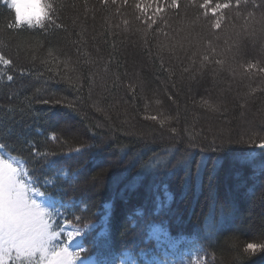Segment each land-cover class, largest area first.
Masks as SVG:
<instances>
[{
    "label": "trees",
    "instance_id": "16d2710c",
    "mask_svg": "<svg viewBox=\"0 0 264 264\" xmlns=\"http://www.w3.org/2000/svg\"><path fill=\"white\" fill-rule=\"evenodd\" d=\"M260 1L175 0L174 6L167 0H48L55 11L44 27L16 28L10 25L20 13L0 0V154L19 161L29 185L51 198L55 225L85 229L72 247L74 263L117 264L126 253L138 256L141 249L155 248L148 231L157 223L171 237L191 241L193 257L175 264H264V252H245L249 242L264 243V148L258 147L264 143V60L244 53L249 60L237 68L242 78L230 80L235 92L245 91L246 127L238 124L244 109L233 100L222 113L231 117L227 127L211 129L201 109L215 103L207 92L212 82L216 86L218 76L228 77L225 60H200L195 69L199 62L186 58L190 68L174 67L179 57L164 42L167 32L158 45L150 34L152 53L148 47L144 55L151 67L140 71V84L128 85L127 39L112 26L120 10L139 23L154 21L160 11L164 26L179 17L189 20L192 9L193 30L211 35L254 9L262 12ZM14 2L29 13L39 10V0ZM85 7L91 19L82 18L81 30L72 16ZM101 15L109 17L100 36L108 72L96 98L100 63L91 60L87 29H95ZM157 94V106L150 107ZM120 99L128 111L115 120L110 108ZM153 116L157 119H149ZM112 150L115 160L106 162ZM127 154L132 158L123 163ZM3 264H14L10 255Z\"/></svg>",
    "mask_w": 264,
    "mask_h": 264
},
{
    "label": "rangeland",
    "instance_id": "374dc122",
    "mask_svg": "<svg viewBox=\"0 0 264 264\" xmlns=\"http://www.w3.org/2000/svg\"><path fill=\"white\" fill-rule=\"evenodd\" d=\"M167 1L168 2L172 1L174 5L175 0H167ZM260 2L264 4V0H261ZM165 6L166 4L164 3V7ZM114 8L116 7L114 6ZM85 9L86 7L83 8L80 12L76 13V15L72 16L73 17L72 22L74 23L76 22L77 28L79 27L81 30L83 29L84 26L82 18H86L88 20L91 19L90 12L86 11ZM28 11L29 9H26L25 12ZM261 11L262 12L260 11L258 12L257 9H254L252 10V12H250V16L248 18L239 19L238 23L236 21L233 23L230 22L225 23L226 25H224L222 29L214 32L211 35H208L200 29H199L200 31L193 30L195 28L193 25L194 21H190V19L196 20L197 16L195 14L193 15L191 14L192 12H194L192 9L188 11V17H190L189 20L182 21L179 17V19L173 22V24L170 21H168L164 26L162 25L163 15L160 13V11H158L159 14V16H157L158 18H153L154 21L147 20L148 22L146 21L145 23H141V22L139 23L134 21L135 22L134 23L131 17H129L128 15H124L122 10H120V12H118V16L116 15L115 17L112 18V22H113L112 26L116 30H118L120 37L122 39L125 40L127 39L126 47L123 50L124 55L126 57L125 68L128 76L127 84L128 85H130L131 83L136 85L140 84L141 83L139 76L140 71L147 70V68L151 67V60L149 54L144 55V49L148 47H151L150 52L152 53V46L151 45L149 46V44L146 43L148 41L147 39L149 38L150 34H152V37H154L155 40H157L155 41L154 45H158V42L161 41L160 38L162 37V35L167 32L165 36L166 39L164 40V42L166 44L167 42H169L167 48L172 49L176 54V56L179 57V60L178 58L177 60H172L174 62L173 63L174 67L181 66L180 69L190 68L189 60H191V58H194V60L198 62L200 60H205V61L209 60L206 61V63H211L212 61L215 60L216 61L225 60L224 67H226L228 73L227 76L229 77V79H227L228 77L226 78V77L218 76L220 78L219 81L221 82L219 84L217 82L216 86H215V82L214 81L212 82L211 85L212 88L209 89L207 92L210 93L215 103H213V105L206 103L205 105L207 106H202L201 110H203L204 112H206V114H208L205 115L206 117L203 119L205 120V123L209 128L220 129V128H225V126L227 127L231 117L224 119L222 118L223 117L222 113L225 112L228 107L229 108L232 107L233 100L235 102L239 101L237 106L239 108L244 109L243 98H245V91L241 92L242 95L240 93L235 92L236 87L231 82V81L238 82V80L242 78L241 75L242 73L237 71V68L240 69V67L245 66L246 62H244L243 65V62L241 60H249V58L244 57V53L258 55L260 59L264 60V9ZM145 14L146 13H143V15ZM154 14L157 15L154 12H150V15H154ZM101 16H102L101 18H97L94 21L96 25L95 29L92 30L87 29L88 36L90 37V39L93 40L91 41V44L93 45L94 50H92L91 53L92 56L91 60L97 59V61H94V63L95 62L100 63V65L96 66V70H95V72L99 73L100 75V78L97 81L98 84L96 86V89L99 90L98 93H96V98H99L100 94L104 90L103 85L106 83V81L104 79L103 71L106 72L107 70V68L103 69L106 63V57L100 51V47L102 45L100 36L102 33V28L109 21V17H107L105 20L104 16L103 15ZM197 21L200 22V20L198 19ZM153 24L155 25L160 24V26H157L156 29L152 30V32L150 31L149 33V28H151ZM240 55H242V57H240ZM186 58H188L189 60L188 61L185 60ZM235 60L236 61L238 60L240 63L235 64ZM186 62L189 63L185 64ZM223 62L224 61H222L221 63L223 64ZM202 64H203L202 62H199L198 65L194 68L198 69L199 66H201ZM255 64L259 65L258 63ZM215 87H217L216 91L214 90ZM237 90H239V87L237 88ZM139 92L141 95L142 94L144 95L145 89L143 86L139 88ZM157 97H159V94L152 95L150 97L152 100L150 101V103H152L150 104V107L157 106L158 104V102L156 101L158 99ZM192 104L194 109L193 113H195V111H197L198 108V106L195 105L196 99H192ZM126 106L127 103L126 102L124 103V101L121 99L120 101H115L113 103L110 109L112 110L111 114H113V117L114 115L117 116L115 117V120H118V118L121 119L122 117L121 115H123L124 117L126 116L125 113L128 111ZM65 118L66 120H64V122L68 121L67 119L68 116H66ZM60 119L62 120L63 118ZM248 121H249V117L248 114L245 113V109H244V111L239 115L238 124L240 125L241 128H244L246 127ZM96 154L98 155V153ZM114 154H116V152L115 150H112L111 155H108L106 158H104L105 161L106 162L112 160L114 161L115 160L113 157ZM130 157L131 155L129 156V154H127L123 158L124 161L123 163H127L130 160ZM0 158H2L1 154H0ZM5 161L11 163L12 166L15 169H17L18 178L25 189V199L31 205L32 212L36 214V223L32 225V227L34 229H40L42 228L43 224H46L47 233L52 236V238L47 240V242L44 244L42 252L35 251L31 255L17 256V254L13 251L10 255L12 262L14 264H49L50 260L58 259L55 257L54 254L60 252L61 249H66L68 253L73 255L74 253L73 248L75 247V245L79 243L80 237L85 232L84 231L85 229H80L78 227L69 226V225L59 228L57 225H55L54 212L48 208L50 206V202H52L51 198L43 195L42 193L37 191V189L35 190L32 188L33 192H30L31 189L28 187L23 177L22 170L16 168L14 163H12L10 160L5 159ZM101 162H103L102 159L101 160L97 159L95 161L96 164L97 163L99 164ZM101 167L102 165L100 167H97L94 173L98 171V168L101 169ZM93 185L96 186L97 182H94ZM93 185H91V187ZM261 211L264 212V206L261 208ZM230 222H232V220H229V223ZM94 226L95 225H92L90 227H94ZM69 233H71V236L68 235ZM33 234L35 235L37 233L34 232ZM148 235L151 239H154V241L156 242L155 248L150 247L146 249L148 260H151L153 257H157L162 260L166 259L168 261V264H175L176 261L184 260V256L193 257L191 256V252L194 249L190 245L191 241L189 239L171 237L167 233V231L157 223L153 224L149 228ZM67 243H69L70 246L67 245ZM140 259L145 263V258L141 257L139 254L138 256L124 254L119 258L117 264H142L139 261ZM72 264H78V263H74V261H72ZM79 264H93V263L91 262V260L90 261L88 260L81 262Z\"/></svg>",
    "mask_w": 264,
    "mask_h": 264
},
{
    "label": "snow or ice",
    "instance_id": "6c2138e0",
    "mask_svg": "<svg viewBox=\"0 0 264 264\" xmlns=\"http://www.w3.org/2000/svg\"><path fill=\"white\" fill-rule=\"evenodd\" d=\"M10 10L19 12L18 19L14 20V26L19 28L27 25L29 28L44 27L46 20H51L55 9L48 0H39L38 11L29 13L23 10V6L17 5L14 0H7ZM0 60L3 57L0 56ZM5 64L10 63L4 60ZM47 103V101H45ZM155 120L157 117H149ZM161 125L165 121H160ZM173 132L176 129H172ZM194 146V145H193ZM258 147L264 148V143ZM79 151V149H77ZM36 223V214L32 212L31 205L25 199V189L21 184L17 169L11 163L0 158V264H3V257L11 255L14 251L17 256L31 255L35 251H43L44 244L52 236L47 233V225L43 224L42 228L34 229L32 225ZM37 234H33V233ZM71 236V233L68 234ZM245 252L255 256L264 252V243L249 242L245 246ZM56 258L49 261V264H72L73 255L68 253L66 249L54 254ZM126 255H131L126 253ZM139 255L145 258V264H168L166 259L162 260L153 257L147 259V252L141 249ZM166 255V254H165Z\"/></svg>",
    "mask_w": 264,
    "mask_h": 264
},
{
    "label": "bare ground",
    "instance_id": "6f19581e",
    "mask_svg": "<svg viewBox=\"0 0 264 264\" xmlns=\"http://www.w3.org/2000/svg\"><path fill=\"white\" fill-rule=\"evenodd\" d=\"M5 159H6V160H9L10 158H9L8 155H6ZM14 165H15L16 168H18V169H20V170L22 169V173H23V175L26 176L27 178H29L28 175H27V173H26V170L22 167V165H21V163H20L19 161H16ZM37 191H39V190H37ZM39 192H40V191H39ZM40 193H41V192H40Z\"/></svg>",
    "mask_w": 264,
    "mask_h": 264
}]
</instances>
